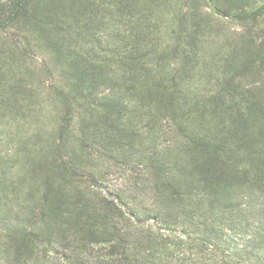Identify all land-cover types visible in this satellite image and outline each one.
<instances>
[{
    "label": "trees",
    "instance_id": "16d2710c",
    "mask_svg": "<svg viewBox=\"0 0 264 264\" xmlns=\"http://www.w3.org/2000/svg\"><path fill=\"white\" fill-rule=\"evenodd\" d=\"M52 11V0L0 8V31L21 33L0 46V128L34 126L25 143L5 136L18 147L0 156V216L15 224L0 264H264V97L237 100L234 79L208 99L180 94L175 77L168 87L135 20L128 50L72 54L49 36ZM232 16L255 21L264 5ZM31 43L53 83L34 79ZM126 151L146 161L134 192L147 208L99 188L97 163Z\"/></svg>",
    "mask_w": 264,
    "mask_h": 264
},
{
    "label": "rangeland",
    "instance_id": "374dc122",
    "mask_svg": "<svg viewBox=\"0 0 264 264\" xmlns=\"http://www.w3.org/2000/svg\"><path fill=\"white\" fill-rule=\"evenodd\" d=\"M229 1L155 0L157 7L153 5L154 8L150 9L149 0H52L49 36L62 42L72 54L110 57L120 50L129 49L128 35L122 33L129 31L135 20L142 30L140 34H148L152 52L161 56L157 65L161 67L168 87L175 77L176 83L182 87L180 94L208 99L227 96L223 90L234 79L233 86L237 88L234 97L237 100L247 95V88L264 97V16L255 21H239L232 16L240 10L252 12L264 5V0H231V4ZM5 3L6 0H0V8ZM20 34L19 26L1 30L0 46ZM118 39H122L121 44ZM35 44L40 45V42ZM33 46L28 44L24 50L25 62L35 72L34 79L53 83L55 76L50 77L44 70L51 67V57ZM245 50H250L249 60H245ZM66 64L62 60V65ZM29 122L26 120L24 123ZM7 131L11 139L21 133L20 142L25 143L27 139L31 140L34 126L15 122ZM7 135L0 128L1 157L18 147L15 142L6 141ZM122 154L97 163L95 171L100 174L99 188L113 195L130 196V208L141 205L147 208L150 202L134 192V184L140 178V170L146 166V161L131 151ZM2 215L0 257L4 242L11 238V232L5 233L3 228L15 225L12 216Z\"/></svg>",
    "mask_w": 264,
    "mask_h": 264
}]
</instances>
